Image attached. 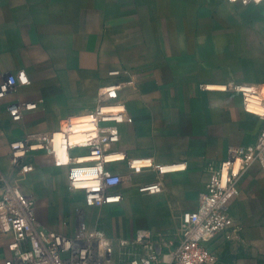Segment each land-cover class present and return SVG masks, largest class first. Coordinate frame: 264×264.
<instances>
[{
  "label": "crops",
  "instance_id": "obj_1",
  "mask_svg": "<svg viewBox=\"0 0 264 264\" xmlns=\"http://www.w3.org/2000/svg\"><path fill=\"white\" fill-rule=\"evenodd\" d=\"M228 9L241 16L228 20ZM11 74L18 81L0 98V170L7 175L11 141L58 129L65 117L95 107L104 85L126 82L116 91L129 120L118 124L112 147L126 157L106 164L121 177L112 187L118 201L88 204L84 191L70 187L68 167L44 150L34 153L35 169L20 186L43 227L73 235L85 222L102 230L112 241L109 264H131L155 244L157 264H169L179 220L162 229L148 224L147 193L137 189L146 174L137 173L133 185L126 175L130 166L169 171L176 180L161 201L183 223L229 148L256 142L264 120L244 109L241 93L220 88L264 83V0H0V85ZM22 102L36 106L14 120L8 107ZM227 211L233 226L205 244L216 255L212 264H264L261 163L235 181ZM12 241L0 230V264Z\"/></svg>",
  "mask_w": 264,
  "mask_h": 264
},
{
  "label": "built area",
  "instance_id": "obj_2",
  "mask_svg": "<svg viewBox=\"0 0 264 264\" xmlns=\"http://www.w3.org/2000/svg\"><path fill=\"white\" fill-rule=\"evenodd\" d=\"M17 81L16 75L11 74L0 85V98ZM124 83L103 86L101 99L95 107L65 117L58 129L31 133L11 141L14 171L7 175L0 170V230L13 234L9 244L12 253L6 264H109L112 241L102 230H91L85 222H80L73 235L43 227L36 219L35 200L22 191L20 182L35 169L34 153L44 150L57 166L68 167L70 187L84 191L88 204L118 201L121 195L113 192L112 187L120 183L121 177L108 173L106 164L126 157L125 152L112 147L119 140L118 124L129 118L124 103L109 100ZM220 89L241 93L244 109L264 120V83L232 81ZM115 104H121V107L105 108ZM35 106V102H22L8 108L12 118L20 120L25 110ZM74 135L80 136V140L72 142ZM57 139L61 151L55 147ZM76 149L86 151L75 153ZM116 153L121 156L116 157ZM254 162L264 166V126L253 145L230 147L228 157L218 167H212L197 209L188 211L183 217L179 243L168 253L169 264H212L216 261V255L205 244L233 226L227 211L233 185ZM87 175L94 179L90 184L86 183ZM161 255V245L155 244L150 246L147 255L133 259L131 264H157Z\"/></svg>",
  "mask_w": 264,
  "mask_h": 264
},
{
  "label": "rangeland",
  "instance_id": "obj_3",
  "mask_svg": "<svg viewBox=\"0 0 264 264\" xmlns=\"http://www.w3.org/2000/svg\"><path fill=\"white\" fill-rule=\"evenodd\" d=\"M241 16L239 11L232 9L227 10V18L236 19ZM105 86V85H104ZM119 92L115 91L113 94L114 98L109 100V102H119L117 100ZM116 106V105H114ZM121 106V105H117ZM117 108V107H114ZM172 129V128H171ZM75 153H79L80 149H76ZM132 163L134 165H132ZM130 164L135 166L133 160H130ZM145 173L147 182L141 185H138L137 189L141 192L147 193V211H148V224L152 227H157L158 229L165 228L169 225H174V221L178 223L179 220V229L181 230L183 223L182 217L180 219L173 218L170 216V212L167 209V206L161 201L162 195L171 187L172 181L176 178L171 177L170 172H161V170L153 165H143L139 167H131L128 174L126 175L127 180L131 181L130 185H133V178L138 175L137 173ZM138 203H132V206L135 207Z\"/></svg>",
  "mask_w": 264,
  "mask_h": 264
},
{
  "label": "bare ground",
  "instance_id": "obj_4",
  "mask_svg": "<svg viewBox=\"0 0 264 264\" xmlns=\"http://www.w3.org/2000/svg\"><path fill=\"white\" fill-rule=\"evenodd\" d=\"M108 107L120 108L121 106H117V104H116V106H105V108H108ZM78 140H80V136H77V135L72 136V142H76ZM55 147L57 149H59L60 151L62 150V146H61V143H60L59 139L56 140V146ZM115 156L116 157L121 156V153H116ZM132 165H134V164L132 163ZM135 165H136V163H135ZM86 174H89V173H84L83 175H86ZM86 178H87L86 179V183L87 184H90V183H92L94 181V179L92 177H90L89 175H87Z\"/></svg>",
  "mask_w": 264,
  "mask_h": 264
}]
</instances>
